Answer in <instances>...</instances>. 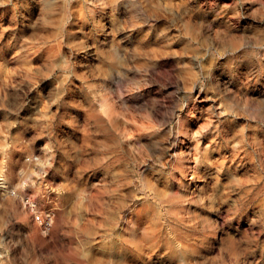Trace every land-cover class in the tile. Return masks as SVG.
I'll return each instance as SVG.
<instances>
[{"label":"clouds","instance_id":"9594fccd","mask_svg":"<svg viewBox=\"0 0 264 264\" xmlns=\"http://www.w3.org/2000/svg\"><path fill=\"white\" fill-rule=\"evenodd\" d=\"M0 264H264V0H0Z\"/></svg>","mask_w":264,"mask_h":264}]
</instances>
